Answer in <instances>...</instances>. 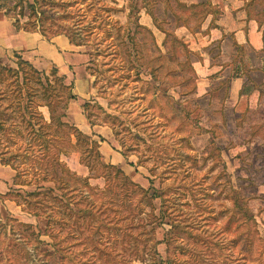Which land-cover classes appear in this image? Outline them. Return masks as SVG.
<instances>
[{"label":"rangeland","instance_id":"rangeland-1","mask_svg":"<svg viewBox=\"0 0 264 264\" xmlns=\"http://www.w3.org/2000/svg\"><path fill=\"white\" fill-rule=\"evenodd\" d=\"M241 1L264 38V0H45L36 16L23 9L21 23L80 43L73 49L86 64H57L20 36L1 41V63L16 69L20 57L41 74L56 70L67 84L89 76L96 91L82 99L72 90L63 119L78 129L81 119L94 125L79 130L122 159H99L80 138L60 156L70 172L65 183L56 179L61 190L54 180L43 183L52 190L39 215L16 202L35 191L33 182L15 184L16 171L0 163V264H264V94L256 107L236 112L223 95L227 75L237 72L202 68L209 58L224 68L237 64L238 72L264 65V48L237 45L230 33L211 42L202 35L221 20L218 4ZM38 110L49 121L46 106ZM6 142L0 135V147Z\"/></svg>","mask_w":264,"mask_h":264},{"label":"trees","instance_id":"trees-1","mask_svg":"<svg viewBox=\"0 0 264 264\" xmlns=\"http://www.w3.org/2000/svg\"><path fill=\"white\" fill-rule=\"evenodd\" d=\"M45 6H47L45 0H0V12L13 21L17 30L39 31L47 39L57 35H66L72 44L80 45L61 31H50L48 36L46 30L38 28L34 21L20 22V17L24 16L23 9L25 7L29 11V15L36 16ZM135 7V5H131L132 9ZM17 8L19 11L14 13ZM136 11L135 13L138 12ZM18 58L16 69L7 67L0 61V83L12 81V90H9L8 93L6 90L0 89V135L7 140L0 147V163L16 171L15 184L24 185L33 182L35 191L27 192L28 199L16 202L26 204L29 211L32 208L31 213L39 215L38 211L43 208L42 196L52 190L51 187H44L43 183L50 180L55 182L56 179H59V182L63 184L65 183L64 175L70 173L65 163L60 159L62 154L66 155L67 148L78 146L80 138L86 137L89 140L88 145L96 148L97 157L101 159L102 155L99 142L91 140L89 136L87 137L77 127L70 126L63 119L66 116L65 109L68 101L75 98L72 93V84H67L64 76L59 75L56 70H53L49 75L41 74L31 63ZM13 94L15 95L13 104H11L12 101L7 104L1 103L4 98H11ZM37 96L43 102H38ZM22 99H25L24 103L21 101ZM41 105L46 106L49 121L38 110ZM72 134L76 140L75 144H72ZM19 157L21 161L16 164ZM28 168L35 170L32 180L24 179ZM58 171L61 172L59 178H57ZM59 182H55L54 186L60 191L62 187H59L61 186ZM70 194H74L73 190ZM65 196L64 193L56 194L55 200L58 201ZM31 197L34 198L33 201H31ZM69 199H71L70 195L65 199L66 203H62L66 217L71 215L69 210H71L70 205H73V201ZM33 206L35 207L33 208Z\"/></svg>","mask_w":264,"mask_h":264},{"label":"crops","instance_id":"crops-1","mask_svg":"<svg viewBox=\"0 0 264 264\" xmlns=\"http://www.w3.org/2000/svg\"><path fill=\"white\" fill-rule=\"evenodd\" d=\"M242 2L243 1H241L237 7H232L230 9H224L222 4H218L221 9V20L217 22V25L209 27L208 32L202 35L207 38L208 42H211L213 40L225 39V35L230 33L237 45L245 44L254 51H261L264 48V38L262 32L255 20L248 19L246 17ZM11 21L12 20L10 18L0 12V44L1 41L7 43L14 40L16 36H20L23 38V46L33 48L36 53L38 52L43 56H47L48 53H50L49 55L55 63L58 62L57 64L61 63L74 69H81L85 66V55L80 52L79 49L74 50L73 48H76V46H74L65 35L64 37L57 35L51 38V41H47L44 36H40L37 33L35 34L31 33V31L17 30ZM139 22H141L142 25L149 27L152 21H145L144 23H142V21ZM208 26L209 23L206 28H208ZM18 46H20V49L23 48L21 45ZM260 61H262V59H260ZM212 67H219L221 75L232 71L237 72L235 76H225L226 78L231 79L230 86L224 88L223 100L225 105L231 104V106L235 108L236 112L241 113H244L258 105L260 100L259 98L264 94V65L255 67L249 66L248 69L238 72L239 68L237 64L232 63L224 68L223 65H214L212 59L209 58L207 63L203 64L202 68L204 71ZM208 71L210 72V70ZM203 74L204 73H201V75ZM256 74H260L259 81L256 80ZM221 78L222 77H218V79ZM69 84H72L73 86V93L82 99L92 97L96 91L90 77L82 74L75 76L73 78V83L70 82ZM248 85H251L252 88L245 90ZM220 89H217V91ZM77 126L82 131H91V129L95 130L94 125H91L89 122L87 123L85 119L79 120ZM100 150L103 157L105 155L110 163L119 165V162L122 159V156L119 153L115 151L107 152L104 145L100 146Z\"/></svg>","mask_w":264,"mask_h":264}]
</instances>
